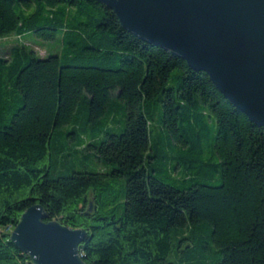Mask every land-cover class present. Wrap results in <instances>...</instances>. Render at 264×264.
<instances>
[{"label": "trees", "instance_id": "1", "mask_svg": "<svg viewBox=\"0 0 264 264\" xmlns=\"http://www.w3.org/2000/svg\"><path fill=\"white\" fill-rule=\"evenodd\" d=\"M59 35L63 56L43 57L23 43L0 51V264H34L11 234L36 204L47 222L86 230V264H264V126L206 73L126 32L99 0H0V39ZM118 109L119 128L79 145L109 172L52 171L55 150L73 157L69 136L77 140ZM156 115L179 156L153 142ZM214 125L219 162L209 164L199 143ZM67 126L59 141L56 131ZM156 161L169 165L171 179L178 168L194 174L178 187V177L175 185L156 176ZM110 178L126 183L120 198L111 196L117 214L102 216L97 192Z\"/></svg>", "mask_w": 264, "mask_h": 264}, {"label": "water", "instance_id": "2", "mask_svg": "<svg viewBox=\"0 0 264 264\" xmlns=\"http://www.w3.org/2000/svg\"><path fill=\"white\" fill-rule=\"evenodd\" d=\"M124 30L206 73L214 86L257 126H264V0H99ZM28 208L11 234L34 264H86L84 229L46 221Z\"/></svg>", "mask_w": 264, "mask_h": 264}, {"label": "rangeland", "instance_id": "3", "mask_svg": "<svg viewBox=\"0 0 264 264\" xmlns=\"http://www.w3.org/2000/svg\"><path fill=\"white\" fill-rule=\"evenodd\" d=\"M22 9L28 15L33 13L35 10L34 6H32L30 8H28L26 6H22ZM20 10L21 9L19 8V4H18L17 5L18 13H21ZM16 43H23V44H27V45H32L33 48H35L37 50V52L43 57H48L50 55L63 56L65 54V46L62 42V36L61 35H59L57 39L52 40V41L37 39L33 36H27L23 39H17V40H16V38H15V40H13V39H6V40L0 39V51L5 46L11 45V44L15 45ZM176 73L177 72H175V74ZM178 73H179V70H178ZM173 78H174V74H173L172 80H173ZM113 116L115 117L113 119H110V118L103 119L96 126H94V129L85 133L84 136L83 135L81 136L80 134H78L79 136H78L77 140H70L74 136L73 135L69 136L67 138L68 142L70 141V143L68 145V151H69V153H71L73 155V157H70L68 160H65L63 158V155L61 153H57L58 151L55 150L53 152V156H52L53 161H50V166H51L52 171L53 172L62 171L64 173H66L67 171H72V170L91 171V172H109L110 168H108V170H107V167L103 163L94 159L91 155L86 157L84 155L85 153L83 151H81V148L79 145H81L82 143L87 144L90 141V139H92L93 136H98V137H100L99 139H103L104 138L103 132H104V129L106 127L113 128V129H115L117 127L119 128L121 126L122 120H123L121 111L118 109L116 111V113H114ZM152 130L154 131L153 132V142L154 143L157 141L160 148L165 150L170 158H174V157L179 156V149H180L179 144H178V148L176 146L170 147L168 145L169 141L167 139L166 133L161 131L158 115L155 116V121L153 122ZM71 131L72 130H71L70 126L63 127L62 129L56 131V138L59 141L64 142V134L69 133ZM118 131H120V130H118ZM215 135H216V126L215 125L209 129L205 130L204 137L202 138V141L199 143V146H200L203 153L199 154L198 156H200L202 162H206L209 164H217L219 162L217 155L214 154L215 150L213 147V143H214ZM76 149H79V154H77L75 152ZM191 159H193V157L190 156V160ZM156 162H157V165L155 166V168L158 169L156 176L158 178L168 182V183H174L175 185H177V183L174 182V179L178 177V187H182L181 180L186 175L194 174V171H192V170H188L186 172L182 168H178V174H175V172L172 173L170 170V172L175 177L174 179H171L168 176V173L166 171V167L169 165L165 164L166 163L165 161H156ZM177 163L178 164L181 163V165L183 167V163L181 161H179V160L171 161V164H174V166ZM209 169H211V174L214 175L215 169L212 167H210ZM202 178L206 179L204 175L202 176ZM215 178H218V175ZM209 181L210 180L206 179V180H203L202 182L210 183ZM125 183H126L125 178H114L111 180L106 179V183L99 186V188H98L99 190L97 192L98 197H99V203H98V205H96V207L102 216H110L111 211H113V208H115L116 205H119V201L111 204V202H110L111 196L113 194H117L118 198H120L121 195L123 194ZM215 183L219 184L220 181H217ZM92 193H93V195H95L94 191H91L89 193V196H91ZM118 211H119V209L114 210L113 212H114V214H117ZM173 260L177 261V259L174 257H173ZM178 264H179V261H178Z\"/></svg>", "mask_w": 264, "mask_h": 264}, {"label": "crops", "instance_id": "4", "mask_svg": "<svg viewBox=\"0 0 264 264\" xmlns=\"http://www.w3.org/2000/svg\"><path fill=\"white\" fill-rule=\"evenodd\" d=\"M11 39L15 40V37L13 36Z\"/></svg>", "mask_w": 264, "mask_h": 264}]
</instances>
